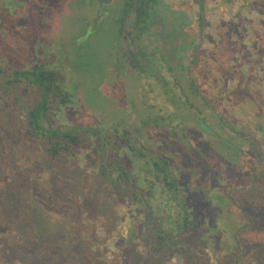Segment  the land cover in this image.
I'll return each mask as SVG.
<instances>
[{"label":"rangeland","instance_id":"rangeland-1","mask_svg":"<svg viewBox=\"0 0 264 264\" xmlns=\"http://www.w3.org/2000/svg\"><path fill=\"white\" fill-rule=\"evenodd\" d=\"M214 3L206 6V47L213 57L207 58L201 75L193 74L203 99L190 94V106H183L182 101L172 105L161 84L153 85V91L145 89L120 58L128 45L114 23H102L93 35L87 32L85 20L95 8L93 0H0V68L13 71L43 63L56 71L73 97L65 115L59 113L57 120L109 133L110 143L122 146L121 158L134 168L132 179L144 197L149 196L146 187L151 185L136 178H152L147 172V167L153 168L151 161L169 162L183 192L172 194L158 187L155 222L142 223L131 232L135 243L128 245L132 250L142 253L151 247L153 232L168 234L169 227L160 225L163 206L171 198L173 204L168 206L174 207L176 217H182L177 200L181 203L180 198L186 196L188 205L195 208L193 218L199 228H191L181 242L169 238L172 249L166 264H184V248L204 264H264V0H218V9ZM151 21L144 25L154 44L145 50L151 56L155 44L175 49L174 38L179 41L190 29L183 24L182 33L161 18ZM152 26L161 31L150 30ZM163 31L172 35L170 41ZM183 43L181 48L187 44ZM148 64L156 66L153 59ZM152 67L153 81L163 77ZM175 92L182 99L180 90ZM34 102V96L18 94L2 105L7 112H0V192L31 194L35 209L29 204L24 210L28 218L36 219L37 207L54 210L56 206L58 224L66 229H56L58 242L44 241L47 245L36 241L39 233L33 238L28 225L25 240L16 237L15 244L10 234L1 231L0 264L11 249L19 251L15 264H106L103 257L111 256L130 264V250L119 253V227L124 226L120 213H125L129 201L130 211L135 215L141 211L139 217L146 220L143 207L133 201L129 186L115 183L118 175L102 178L94 173L100 156L91 142L79 148L78 157L69 165L54 166L26 129L27 107ZM116 131L118 143L111 141ZM125 132L129 135L122 138ZM217 134L225 139L224 145ZM127 141L133 153L124 147ZM65 233L68 242L62 243L59 237ZM29 237L36 243L34 250L42 253H32L31 260L26 250ZM48 245L56 247L55 255ZM68 246L73 249L64 252ZM141 263L140 256L137 264Z\"/></svg>","mask_w":264,"mask_h":264},{"label":"trees","instance_id":"trees-1","mask_svg":"<svg viewBox=\"0 0 264 264\" xmlns=\"http://www.w3.org/2000/svg\"><path fill=\"white\" fill-rule=\"evenodd\" d=\"M131 71L132 73L137 74L139 68L134 64L132 65ZM18 94H21L23 97H27L29 95L34 96L35 102L27 107V112L25 114L26 129L29 133L31 141H33V143L35 142L46 152L54 166L62 167L69 165V163L78 157L79 148L87 142H91L93 145L97 146L95 150H98L100 156L98 165L94 166V173L100 174L102 178L111 174L118 175V179L115 183H124L129 186L134 199L133 201L139 203L141 207H143V213L145 214L146 220H142L139 217L141 214L140 210L139 215H135V213L130 211L132 203L129 201H127L124 206L125 213H120V220L123 222L124 226L119 227V253L123 254L124 252L130 250V264H137L140 256L143 260V264H166L165 261L167 252L172 249L168 242L169 238L176 240L179 239L181 242V240H183L182 237H184L185 233L191 228H199V226H197V221L193 218L195 208L194 206L188 205V202L185 200L186 196H182V198H180L181 203L177 200V204L182 210L180 214L182 217H176L173 212L174 207L168 206V204H173L171 198L168 199L167 203L163 206L160 225L165 224L163 228L169 227L168 234H166L165 230H163L164 233L162 232L157 235L153 232L152 235L154 240L149 243L151 247L148 248V246H146V249L144 248L145 251L142 253H139L137 250H132V246L130 245L131 247H129L128 244L132 241L135 243L134 236H132L133 233L131 232L140 227L142 223L144 225L148 222L147 224L153 225L155 222L154 220L156 214L153 207L158 201V199L154 198L155 194L159 192V186L164 188L167 193L173 194L175 192H183V188L179 186L180 182L175 176L173 170L170 168L169 162L164 159L160 162L151 161V167L153 168L147 167V170L149 169L147 172L150 173V176L152 177L148 179H152L153 181H149L148 179H144L142 177L136 178V180L139 181L140 179H143V182L148 186L149 184L151 185V187H146V190L149 191L147 199L144 197L143 193L141 194L139 186L132 179L134 168L129 165H125V161L121 158L123 152L120 151V148L122 146L110 143L109 133H107L106 136L103 135L104 130L100 127L96 128L92 127V125L87 127L74 125L68 126L66 122L62 120L59 122L57 120L59 113H62L63 116L65 115L64 112L68 108V105L73 103V97L70 92L65 89V86L63 88L61 76L56 71L51 69L49 65L38 63L30 68L21 70L17 69L13 71L0 68V112H7L6 108L2 105L11 101L13 98L17 99ZM118 135L119 133L117 131L114 132L111 141L118 143ZM128 135L129 134L125 132L122 138H126ZM243 137L245 138V135H243ZM105 141L107 143H105ZM99 143L102 145L99 146ZM123 145L130 150V153L134 152V148H132L131 151L130 148L132 146H129L128 141L126 143L124 142ZM118 155L120 158L117 157ZM132 156L136 157V155ZM46 164L49 165V162H46ZM144 170H146V168H144ZM42 182L43 181H41V183ZM41 193L43 192H39L38 194ZM30 197L31 194L26 197L22 194L16 196L9 193V191L0 192V232L2 231L5 235L10 234L9 236L13 238L15 244L18 241L16 237L20 238L22 241L25 240V232L28 225L31 227V235H33V238H36V236L40 234L36 241L40 239L43 242L51 240L52 244H56V242H58L56 240L57 238L54 239L56 229L60 232L61 230L66 229L64 225L58 224L59 214H57L58 211L55 208L56 206L53 207L54 210L45 209L41 206L39 210L37 207L36 219H33L32 215L28 218V216L25 215L24 210L28 208L29 204L30 206L33 205L31 204L32 200ZM46 198L48 200L49 195H46ZM32 208L35 209V206H32ZM167 213H169L168 215L172 214V216H165ZM165 221L169 223L167 226ZM7 227H9L10 229H8L12 231L8 232ZM33 238L29 237L27 242L29 246L26 250H29L27 253L29 258H33L32 253L42 255L40 251L34 250L36 243L33 242ZM59 239L62 243L68 242V234L65 233L64 238L62 236V238L59 237ZM45 244L47 245V243ZM172 246H175V243H172ZM47 248L50 250L51 255H55L57 252L55 246L48 245ZM69 249L73 248L68 246L65 248L64 252ZM183 251L185 256L184 264H204L203 260L199 259L195 253L188 252L185 248ZM18 252L19 251L16 249H11L7 253L8 255L4 254V264H15V256ZM137 257V263H135V259ZM103 258L106 260V264H121L117 257L111 256L109 257L110 259H107L106 257ZM39 260L42 261L41 259Z\"/></svg>","mask_w":264,"mask_h":264},{"label":"flooded vegetation","instance_id":"flooded-vegetation-1","mask_svg":"<svg viewBox=\"0 0 264 264\" xmlns=\"http://www.w3.org/2000/svg\"><path fill=\"white\" fill-rule=\"evenodd\" d=\"M209 1L215 2L216 9H218V6L220 7V4L216 3L218 0H106L103 5H100L97 0H93V7L95 8L90 13V16H92L85 20L88 25L87 32L93 35L98 31L102 23L108 21L114 23L122 31V38L126 37L124 42L128 45V47L123 48L120 58L124 62L125 67L129 69H132L131 65H137L139 68L137 75L141 82L144 83L145 89L153 91V85L159 86L161 84L162 90L166 91V96H169L172 105H175L176 102L182 104V101L183 106H190V94H194L198 99H203L202 89L194 85L195 78L193 74L201 75V71L206 69L207 58L213 57L211 55L212 51L207 52L206 47V6ZM161 13L165 15L160 17ZM155 17L161 18V21L166 26L170 23L179 27L181 30L178 32L183 33L182 25L186 23L190 29L178 37L180 38L179 41L174 38L177 42L175 49L170 46L168 51L163 49L164 44L161 43L162 47L155 44V53L151 56L148 54L149 51L145 50L148 48L153 49L154 44L150 43L152 42L150 41V34L147 29V31L145 30L146 26L144 27V25ZM97 19H99L98 23L95 24ZM158 26H152L150 30L155 29L160 32V28L157 29ZM201 28H204L203 31ZM158 32L157 34H160ZM165 32L163 31L164 35L167 34ZM167 35H169L168 41H170L172 35ZM180 42L187 44L181 48ZM152 59L156 64L155 67H157L151 66L152 69H158L163 74V77L160 76L156 80L157 82L153 81L156 73L150 70L151 67L148 64ZM142 62H144L143 65ZM144 71L146 73H143ZM175 88L180 90L182 99L178 97V93L175 92L177 89ZM204 100L206 99L204 98ZM214 101L216 105L217 101ZM227 126L229 124H226ZM217 137H219L221 144L224 145L225 139L218 136V134ZM229 147L232 148L233 146L229 145ZM232 149L236 150L234 147Z\"/></svg>","mask_w":264,"mask_h":264},{"label":"water","instance_id":"water-1","mask_svg":"<svg viewBox=\"0 0 264 264\" xmlns=\"http://www.w3.org/2000/svg\"><path fill=\"white\" fill-rule=\"evenodd\" d=\"M97 1L99 2L100 5H103V4L106 2V0H97ZM98 20H99V19H97V20L95 21V24L98 23Z\"/></svg>","mask_w":264,"mask_h":264}]
</instances>
